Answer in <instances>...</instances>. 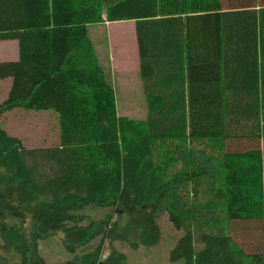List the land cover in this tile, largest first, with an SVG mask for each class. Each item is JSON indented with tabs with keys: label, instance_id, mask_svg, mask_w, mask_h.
Here are the masks:
<instances>
[{
	"label": "trees",
	"instance_id": "trees-1",
	"mask_svg": "<svg viewBox=\"0 0 264 264\" xmlns=\"http://www.w3.org/2000/svg\"><path fill=\"white\" fill-rule=\"evenodd\" d=\"M105 19L135 23L145 120L118 115L88 33ZM7 40L0 118L54 110L61 143L29 148L0 124L2 253L49 264L39 241L61 232L74 257L58 264H129L114 242L154 247L168 215L184 232L172 262L264 264L234 237L264 220V0H0ZM88 206L114 211L82 225Z\"/></svg>",
	"mask_w": 264,
	"mask_h": 264
},
{
	"label": "rangeland",
	"instance_id": "rangeland-1",
	"mask_svg": "<svg viewBox=\"0 0 264 264\" xmlns=\"http://www.w3.org/2000/svg\"><path fill=\"white\" fill-rule=\"evenodd\" d=\"M88 33L99 63L105 68L108 79L115 88L118 115L145 120L148 116V102L139 73L135 23L110 22L105 19L102 23L88 27ZM18 52L16 40L0 41V62L18 60ZM11 84L10 78L0 80V105L8 99ZM0 124L10 135L20 138L29 148L61 143L59 114L54 110L34 111L16 108L4 113L0 118ZM260 142L264 150V140ZM253 147L252 144L239 140L227 142L229 152L246 151ZM113 211L112 208L88 206L80 211L88 217L82 225H87L89 219H102ZM159 224L163 236L159 244L154 247L142 246L139 249H132L128 244L119 241L114 242V246L127 255L129 264H183V261L172 262L170 259V253L183 235V230H178L170 222L168 215H163ZM234 237L246 252L260 251L264 246V220L237 222L234 227ZM97 241L98 239L93 244ZM38 249L39 254L49 264L62 263L74 257L65 248L64 235L61 232L40 240ZM80 251L84 253L86 250L81 249L78 252ZM109 251L110 244L107 243L103 257H106ZM1 255L7 258L9 264L21 262L20 255L14 250L5 254L0 250Z\"/></svg>",
	"mask_w": 264,
	"mask_h": 264
},
{
	"label": "crops",
	"instance_id": "crops-1",
	"mask_svg": "<svg viewBox=\"0 0 264 264\" xmlns=\"http://www.w3.org/2000/svg\"><path fill=\"white\" fill-rule=\"evenodd\" d=\"M92 26V25H91ZM90 27V26H89Z\"/></svg>",
	"mask_w": 264,
	"mask_h": 264
}]
</instances>
